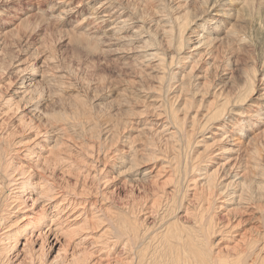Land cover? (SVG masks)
<instances>
[{
  "label": "bare ground",
  "instance_id": "bare-ground-1",
  "mask_svg": "<svg viewBox=\"0 0 264 264\" xmlns=\"http://www.w3.org/2000/svg\"><path fill=\"white\" fill-rule=\"evenodd\" d=\"M115 1L119 4L100 2V12L95 14L111 21L109 40L138 49L126 51L135 62L124 65L118 76H102L104 86L119 87L115 99L98 103L96 89L100 88L89 85L93 97L86 90L84 95L67 82L71 81L67 70L54 60L48 62L50 54L17 62L13 74L18 80L10 98H4L2 110L5 114L22 109L20 114L35 117L18 120L22 128L47 142L49 155L36 159L30 150L32 141L0 135V264H264V103L260 101L264 83L256 65L247 64L245 85L240 89L242 85L227 68L232 56L243 50L238 45L245 39L239 29L245 26L241 8L246 2L236 1L241 8L228 1L222 5L216 0L203 2L204 12L191 20L188 0H173L172 6L159 0L160 15L155 20L152 9L156 10L157 0H149L143 2L139 14L146 23H141L139 38L126 39L122 33L135 18L129 22L131 15L125 14L130 10L126 7L129 0ZM133 9L140 13L139 8ZM181 9L185 13L174 17ZM62 15L51 8L45 16L50 23H61ZM207 15L211 18L202 19ZM30 18H21L16 27L0 35V55L6 52L9 36ZM44 23L39 20L36 28ZM80 30L76 25L75 41L100 47L94 41L99 42L101 35H88L94 29L91 33ZM216 31L219 34L213 35ZM162 41L168 49L161 48ZM105 47L109 56L112 52ZM225 47L228 62L224 63ZM126 55L123 52L119 57ZM70 129L78 139L70 137ZM66 138H75L85 157H71L73 153L63 149ZM60 170L66 173L64 177L75 178L74 185L66 189L55 182ZM89 180L98 185L95 192ZM120 182L142 186L139 197L134 190L129 198L120 195L124 204L119 206L110 189L120 190ZM69 191L93 200L84 207L82 201H75L76 196L67 195ZM51 209L60 214L51 215ZM220 214L226 216L224 222ZM90 243L100 253L106 247L103 254L109 256L122 246L121 256L95 258L89 252L94 245L86 247Z\"/></svg>",
  "mask_w": 264,
  "mask_h": 264
},
{
  "label": "rangeland",
  "instance_id": "rangeland-1",
  "mask_svg": "<svg viewBox=\"0 0 264 264\" xmlns=\"http://www.w3.org/2000/svg\"><path fill=\"white\" fill-rule=\"evenodd\" d=\"M113 1L115 2V4H119L115 0H111V1L110 0H108V1L107 0H0V35H2L6 30H8L9 27L10 28L13 27L14 24L16 27L19 24L21 18L23 19L27 15H29V17H31L30 19H28L31 22V23H29L30 25L27 24L29 21L28 22L26 21L25 22L26 26L22 25V27L19 30L16 29L12 33V35L9 36V38L7 39V44L8 43L9 44H8V47L6 48V52H4V54L0 55V103H1L0 104V135H3L5 138L7 135L9 137H15V138H20V139L23 138L24 142H29V143H31V141H32V143L30 145V147H31L30 150H31V153L34 155L33 157H35L36 159H38L39 156L42 157V156H46L47 154L49 155V153H46L49 150V147L47 146V142L44 139H42L41 137L37 138L36 136L32 135V133L29 132V129L25 130V128H22L23 126H22L21 122H19V120H18L19 117H21L22 119L24 118L27 121H30L32 118H35V117H29L30 115H27L28 112H23V114H20L19 112H22L23 111L22 109L17 110V111L14 109H12V110L10 109L5 114H4L5 111L2 110V108L5 105L4 98H6L7 96H8L7 98H10L9 95L12 93L11 88L14 86L15 82L18 80L16 73L13 74V72L15 71V67L18 65L17 62H20V61H23V62L27 61L28 62L30 60L36 61L37 60L36 57L41 56V59H43L44 56L48 57V56L52 55V57H53L56 55L55 57H53L54 59H51L52 57H50L48 62L50 63V61L54 60L57 62V65L60 66L59 68H63L64 70H67L68 72H66V77H69L68 80H71V81H67V79H65V80L67 82L74 83V85L84 95L86 94L85 92L90 90L89 87L87 89V86L89 85L92 89L100 88V89H96V90H99V92L98 93L96 92V94L97 95L100 94L98 103L109 101L110 99L111 100L115 99L117 96V91H118L119 87H116L114 85L104 86L106 83H105V80L102 82V80H103L102 76H104V74L106 76H113V77L118 76L117 74H118L119 70L124 68V65L128 66V65H131V63L133 64L135 62V58L133 56H130L127 54L129 56L128 57L126 55V51L132 50L135 53L136 51H138V49L135 48V46L129 47L128 45H127V47H126V45L123 47V44H125L126 42H121L120 44H117L116 41L109 40L113 34V32L110 29L113 26L110 23L111 21H105V20L103 21V18L102 19L99 18L100 13L95 14V12H97V13L100 12V10H97L100 2H106L105 6H108L109 4H107V3L111 2L112 3L111 6H114ZM146 1H149V0H129L127 2L126 7L130 8V10H132V13L128 9L129 11L126 10L125 14H128V12L130 13L131 16L129 17V22L132 19L131 18L132 16L135 19H134V23L131 24L133 26L130 25L129 29L128 28L125 29V31H124L125 33H122V36L126 35L124 38H126V39L131 38V37L139 38L140 35L137 34L138 30H142V28L144 27L143 25H146V23L144 24V20L141 19L142 17H140L142 4H143V2H146ZM171 1H173V0H164V2H169L170 3L169 5L172 6L173 5L172 3L175 0L173 2H171ZM208 1H210V0H188V3L190 2L189 4H191V5L188 4V6H190L189 8H191V11H193L192 15H191V20L193 19V16L194 17L196 15L199 16L200 14H202L204 12L205 8L203 6V4H204L203 2L207 3ZM211 1H215V0H211ZM216 1H217V4L221 3V5H222L223 1H228L229 3H231L230 6H232L234 8L243 7L242 5H239L240 3L236 2V1H245L246 2L247 6H244L245 8H241V15H242L241 19L245 22V26L240 27V29H239V33L242 32V34H244L243 37L245 39H244V41L242 39L240 41L241 43L239 42L240 46L238 45V47H240V48L242 47L243 50L239 49V52L241 54H235V58H234V55L232 56L233 62L230 65H228L227 68L233 71V74L236 76V80H237L238 84L242 85L239 87L240 89L242 87H244V85H245L244 80L246 78L245 76L247 75V70L245 69V66L247 64H248V67L251 66L252 64L256 65V68H257V71L259 74L258 78H261L263 80V83H264V0H252V3H250V4H249V0H216ZM155 2H157V3H155V4L153 3L154 4L153 7L156 8V10L152 9L151 6L150 7L154 13L153 16L156 15L154 17V19L156 20V19H158L159 15H160V13L157 11V9H159V8H157L156 6H159L161 4V2L159 3V0H157ZM130 4H132V6ZM136 7L140 9V13H137L136 11L134 12L133 8H136ZM216 7L218 8V9L216 8V10H219L220 6H216ZM51 8H54L56 11H60V12L62 11L63 15L61 17H63V18H62L61 23H53V22L50 23L48 21V19L46 18L45 15H47L49 13V10ZM177 11H179V9ZM133 13H134V15H133ZM183 13H185L184 10L179 12V14H177L174 17L180 16ZM214 13H215V10L212 11L211 15ZM135 14L136 15L138 14L137 15L138 17H136ZM139 14H140V16H139ZM150 14H151V10L149 11V13H147V15L150 16ZM207 14H210V13H207ZM211 15H207L205 18H202V19H204V20L210 19ZM93 17H94V20H92ZM38 19L40 20V22L42 21V23H44V22L45 23H44V25L43 24L40 26L38 25V28H36V23L39 22ZM202 19L197 20L199 27H202V25H204ZM220 19H222V18H220ZM90 20H91V22H90ZM228 21H229V19L224 20L223 24L227 25V23H229ZM135 23L137 24L136 26H135ZM141 23L143 24L142 26H141ZM31 24H33V25H31ZM76 25L78 27H81V30H80L81 32L87 31L88 33H91V31H92L91 29H94V31H92L93 32L92 34H88L91 37L101 35L99 42L94 41L95 42L94 45H97L98 47L100 45V47L99 48L94 47V48H96V49H94L93 47L89 46V43L83 44V43L75 41L74 38L72 37V34H73L74 29L76 28ZM91 25H93V26H91ZM28 26L30 29L28 28ZM30 26H32L33 29ZM147 27L149 28V24H147ZM147 27H145V31H146ZM222 27H224V26L220 25V29L218 31L221 30V32H222ZM155 28L153 27L152 30H154ZM218 31L214 32L213 35L219 34ZM127 33H128V35H127ZM146 34L144 36H146ZM154 34H156V36L159 35L158 32H154ZM21 35L22 36L24 35L25 38H22ZM148 37H150V36H148ZM158 37H157V40H160L159 39L160 37L159 38ZM104 39H106V42L102 44L103 41H101V40H104ZM230 41L232 44L236 45V42L234 43L232 40H230ZM246 41H248V42H246ZM40 46H41V49H40ZM103 46H107L105 48H107V49L109 48L108 50H111L112 53L121 52L119 50L124 49L122 51L125 53V55L127 57L126 58L119 57L120 54H122L123 52H121L119 55L115 54V53L114 54L109 53V56H108V54H106V52L104 53V51H103L104 49L102 48ZM162 47L164 49L165 48L168 49L167 45L164 41H162L161 48ZM35 49L36 50L39 49V50L36 51ZM53 49L55 50V52ZM40 50H42V52H40ZM39 52H40V55H38ZM48 54H50V55H48ZM223 54L224 55H223V58L221 61L224 63H225V61L228 62L227 60H225L228 56L226 47L224 49ZM238 55H239V57H238ZM245 55L247 56V58L245 57ZM6 56H8V57H6ZM4 57H6L7 59ZM8 58H10V60L13 58L12 59L13 63H10V60ZM113 60H115V61H113ZM53 62H51L50 64H53ZM45 68L43 70L46 71L48 69V67H45ZM53 68L51 70H53ZM242 77L243 78L245 77V78L243 79ZM227 84H229V82ZM108 87L113 88V89L109 90V89H107ZM92 89L89 92L91 93L90 95L93 97L94 91H92ZM260 101H261V105H262L264 103V98L261 99ZM248 103H250V102H248ZM87 104H89V106L91 105L89 102V99L87 101ZM1 105H3V106H1ZM252 105H257V104L252 103ZM12 106H10V107H12ZM245 106H246V104H245ZM131 107H132L131 109L134 110L135 103H133V105ZM2 112H3V114H2ZM130 114H132V113H130ZM132 117H134V115H132ZM125 119H127V121H132L131 119L126 118V117H125ZM7 123H9V124H7ZM12 131L15 135L12 133ZM70 131H71V129H70ZM17 132H19V133H17ZM68 132H67V135L65 134V136L69 137L72 133V136H70V137L72 138L73 136H76L75 138H77V135L74 134L72 131L69 134H68ZM82 136H84V134H82ZM70 137L68 139H70ZM67 138L64 139V141H66V142H64V144H66V145H65V148H63V149L66 150L68 153H71V154L73 153L71 155V157L74 156L75 159H77V158L82 159L81 158L82 156L85 157V155L87 153L86 152L83 153L81 150H79L80 145L79 144L76 145L74 143L77 140L75 141V140H73L75 138H73V139H71L72 141L70 140L71 141L70 142ZM84 138H86V137H84ZM33 139L35 141H33ZM39 141L40 142L42 141V142L38 143ZM24 142H21V143L19 142V143L24 144ZM67 143L69 145H67ZM44 144H46V145H44ZM74 144L76 147L74 146ZM47 148H48V150H47ZM70 148H72V149H70ZM75 148H76V150H75ZM69 149H70V152H69ZM83 154H85V155H83ZM71 157L69 156V158H71ZM84 157H83V160H84ZM83 164H84V162H83ZM81 165H82V163H81ZM74 173H77V172L74 171ZM49 174H52V173L50 172ZM64 175H63V172H61V170H60V172L56 174L55 182L58 184L61 183L60 185H62L64 188L67 189V188H69L68 187L69 185L70 186H71V184L74 185L73 183H74L75 178L73 176L72 177L69 176V174L65 177H64ZM111 179L112 178L110 177V180ZM65 181H67V182H65ZM68 182H70V183H68ZM87 184L92 185V187H94V186L96 187V188L94 187L95 189L92 188L91 192H95L96 189L98 188L97 187L98 185H94L96 183L91 182V180H89ZM116 184H117V182L114 183V185H116ZM119 184H118V186H121L120 190H115V192H114L113 188H111L110 189L111 195L109 194L112 197V200H114L116 203H118L119 206L124 204V201H123L124 198H120V199L118 198L120 195L126 198L127 195L130 196L131 192L135 191V193L138 194V197H139V194H140L139 192H141V191H139V187H142V186H139L138 188L136 187L137 188L136 189L135 187H132L130 185L126 186V185H124V183H123V185H124L123 186L122 182H120ZM65 186H67V187H65ZM99 187L102 188L101 185H99ZM100 188H99V191L101 190ZM132 190H134V191H132ZM29 192H26L27 195ZM69 193L72 194L71 191H69ZM70 194H67L70 196V198H74L76 196V195H73L74 193L72 195H70ZM117 194H119V195H117ZM128 196H127V198H129ZM115 197L118 198V199L116 198L118 201L115 200ZM75 199L74 200L76 202L82 201L84 207L88 208V206L91 204L90 200L92 199V197L91 196L90 197L83 196L82 198H79L78 196H76ZM86 199H88V200H86ZM121 199H122V201H121ZM55 212L56 211H54L53 209L50 210L51 215L54 214L57 216L58 214H60V212L59 213L56 212V214H55ZM220 217H221V220L223 222L226 220V216H223V214H220ZM152 221H153V219L149 220L146 223H148V225H151ZM93 245L94 244L90 243L86 247L89 250V249H91L90 247H93ZM22 246L23 245H20V250H22V248H23ZM111 247H108L109 248L107 250L108 252H110V250L112 249ZM121 248H122V246L118 247L117 249L111 250V252H113V251L115 252V253H112L114 255H110L111 257L109 256V254L108 255L103 254V253H107L106 247L104 249L102 247L101 251H103V253H100V252H97L98 248L94 245L93 249L89 250V252L91 254L96 253L97 256L92 254V256H94L95 258L101 257V255H103L101 257V259H102L104 256L107 255L106 257H104V259H102V260H106L107 258L108 259L112 258V256H114V258L117 256H121V253H122ZM116 250L118 253L116 252ZM119 252H121V253H119Z\"/></svg>",
  "mask_w": 264,
  "mask_h": 264
}]
</instances>
